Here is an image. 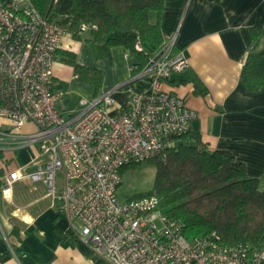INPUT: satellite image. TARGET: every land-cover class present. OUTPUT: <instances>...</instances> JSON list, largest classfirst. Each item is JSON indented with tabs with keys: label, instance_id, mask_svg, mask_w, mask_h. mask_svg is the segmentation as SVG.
<instances>
[{
	"label": "built area",
	"instance_id": "obj_1",
	"mask_svg": "<svg viewBox=\"0 0 264 264\" xmlns=\"http://www.w3.org/2000/svg\"><path fill=\"white\" fill-rule=\"evenodd\" d=\"M94 28L84 22L79 34ZM67 33L31 0H0V116L11 122L0 129L4 197L12 198L18 180L41 182L69 231L106 264H263L264 246L223 244L215 231L188 238L157 195H119L122 167L151 157L165 160L169 136L188 130L197 116L184 96L163 85L189 67L184 51L176 49L177 32L131 78L148 77L149 90L133 92L116 106L114 93L123 83L64 110L53 65ZM28 123L35 130H24ZM23 146L30 151L25 167L6 155Z\"/></svg>",
	"mask_w": 264,
	"mask_h": 264
},
{
	"label": "crops",
	"instance_id": "obj_2",
	"mask_svg": "<svg viewBox=\"0 0 264 264\" xmlns=\"http://www.w3.org/2000/svg\"><path fill=\"white\" fill-rule=\"evenodd\" d=\"M258 24H264V0H165L161 18L166 38L177 32L176 49H182L189 60V70L173 73L164 88L184 96L197 112L190 127L208 148L229 150L234 163L244 165L264 189V86L249 90L241 80L254 45L251 27ZM260 44L264 47V38ZM62 50L75 52L82 64L104 70L98 93L129 81L132 66L139 61L120 44L110 47V56L98 59L85 39L65 34L53 65L64 92L59 108L64 110L98 93L94 85L76 78L73 66L62 59ZM189 73L201 79L206 93L196 91ZM150 88L148 77L135 78L115 91V105ZM10 125L7 117L0 116V129ZM23 129L35 130V126L28 123ZM169 138L175 144V138ZM20 148L15 153L7 150L6 155L17 158ZM2 182L0 167V264H106L69 231L67 218L41 182L16 181L9 199L1 191ZM15 225L20 238L13 231Z\"/></svg>",
	"mask_w": 264,
	"mask_h": 264
},
{
	"label": "trees",
	"instance_id": "obj_3",
	"mask_svg": "<svg viewBox=\"0 0 264 264\" xmlns=\"http://www.w3.org/2000/svg\"><path fill=\"white\" fill-rule=\"evenodd\" d=\"M45 17L59 22L74 37L85 39L100 59L110 56L112 45H123L139 58L131 76L140 72L167 40L161 18L165 0H31ZM96 28L79 34L82 23ZM254 45L241 71V80L249 90L264 86V24L251 27ZM140 41L141 48L136 43ZM59 50V49H58ZM62 59L73 66L74 75L102 88L104 70L78 62L75 52L62 50ZM189 69L182 72H187ZM196 91L206 87L195 74H190ZM167 147V158L151 157L131 162L121 169L125 180L127 167L139 169L154 166L151 183L121 195L123 199L157 195L160 205L182 225L188 238L210 235L215 231L223 244H244L250 248L264 246V189L259 179L249 175L244 165L234 163L226 149H209L200 133L191 129L175 136ZM4 151L0 149V159ZM120 188V187H119ZM20 238V230L14 226ZM264 264V263H263Z\"/></svg>",
	"mask_w": 264,
	"mask_h": 264
},
{
	"label": "rangeland",
	"instance_id": "obj_4",
	"mask_svg": "<svg viewBox=\"0 0 264 264\" xmlns=\"http://www.w3.org/2000/svg\"><path fill=\"white\" fill-rule=\"evenodd\" d=\"M175 142L176 141H174V143ZM29 161H30V152L28 148L21 147L19 150V154L16 158V163L25 167L28 165ZM155 171L156 169L154 166H143L139 169H133L132 167H127L125 180L119 188L120 197L121 195L130 192L135 188L138 189L148 186L154 178ZM14 200L15 199H13V202Z\"/></svg>",
	"mask_w": 264,
	"mask_h": 264
},
{
	"label": "water",
	"instance_id": "obj_5",
	"mask_svg": "<svg viewBox=\"0 0 264 264\" xmlns=\"http://www.w3.org/2000/svg\"><path fill=\"white\" fill-rule=\"evenodd\" d=\"M132 80H134V79H131V80H129L128 82H126V83H129L130 81H132Z\"/></svg>",
	"mask_w": 264,
	"mask_h": 264
}]
</instances>
